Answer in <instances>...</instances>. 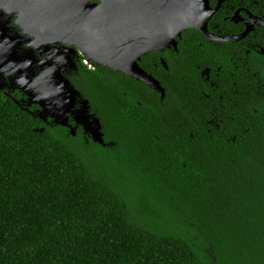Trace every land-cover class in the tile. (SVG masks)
Listing matches in <instances>:
<instances>
[{
  "label": "trees",
  "instance_id": "trees-1",
  "mask_svg": "<svg viewBox=\"0 0 264 264\" xmlns=\"http://www.w3.org/2000/svg\"><path fill=\"white\" fill-rule=\"evenodd\" d=\"M208 45L196 30L177 43L186 58ZM88 77L83 95L105 122L120 92L105 83L95 107L101 76ZM21 99L0 91V264H264V176L243 166L246 152L192 149L163 124L170 108L138 118L160 131L118 128L109 150L46 126Z\"/></svg>",
  "mask_w": 264,
  "mask_h": 264
},
{
  "label": "flooded vegetation",
  "instance_id": "flooded-vegetation-1",
  "mask_svg": "<svg viewBox=\"0 0 264 264\" xmlns=\"http://www.w3.org/2000/svg\"><path fill=\"white\" fill-rule=\"evenodd\" d=\"M210 1V6L214 8L222 0H213V4ZM76 2L77 0H58L59 6L65 4L66 14L79 12L73 17L81 20L84 12L89 13V9L86 10L85 7L83 12L80 7H75ZM99 3L93 0L86 5L90 7ZM259 8L256 0H225L208 21L207 31L213 37H238L245 32L251 17L264 21V15ZM57 10L58 8H54L52 11ZM218 12L221 14L215 16ZM16 19V12L0 9V27L4 25L8 29L6 35L9 38L25 36L16 25ZM204 38L211 45L193 51L186 48L190 54L187 58L180 52L185 49L180 50L178 46L149 52L140 58L139 67L156 81L154 83L159 91L132 75L96 65L78 47H68L63 42L56 46L49 45L46 67L50 80L59 82L60 77L65 78L79 96L71 113L54 118L48 115L43 124L61 126L72 137L80 136L86 143L113 150L117 143L114 132L118 128L126 127L136 133L143 130L152 134L160 131L163 122L171 131L185 133L191 141L192 149L196 147L203 154L211 144L220 145L224 142L238 147V151L246 152L245 158L240 160L243 166H252L256 174L264 176V28L255 24L252 31L234 42ZM32 41L33 39L26 41L16 49L18 55L25 54L27 50L33 51L35 65L29 71V76L39 75L41 68H45L40 65L45 60V52L43 48L31 46ZM56 49L58 54L53 51ZM182 58L186 59V63L179 65L178 61ZM179 66L186 68L188 77L184 82H173ZM21 72L24 73L25 69ZM96 73L101 76L98 81L102 82H92L95 87L93 95L97 99L92 98L91 101L95 107L99 103V96L112 92V89H107L101 94L105 83L112 84L120 92L118 106L115 108L117 110L108 107L109 113L105 122L96 113L98 108L93 110L90 100L83 95L86 94L84 88L85 82H89L88 76H95ZM0 82L6 85L1 92L9 96L16 91L13 88L14 82L22 81L19 80L18 72L5 71L0 73ZM98 87H101L99 91ZM22 95L24 99L20 102L27 100L23 93ZM82 100L88 101L89 114L99 121L103 144L93 141L83 126L75 121V114L82 109ZM32 106L37 107L34 112L38 113L39 107L34 104L30 107ZM169 108L174 112L175 119H169L167 111L162 122L153 120L148 128L138 120L140 117L146 118L147 112L151 118H155L157 110L165 111ZM92 127L94 128L91 126L88 130ZM184 167L183 162L181 168Z\"/></svg>",
  "mask_w": 264,
  "mask_h": 264
},
{
  "label": "water",
  "instance_id": "water-1",
  "mask_svg": "<svg viewBox=\"0 0 264 264\" xmlns=\"http://www.w3.org/2000/svg\"><path fill=\"white\" fill-rule=\"evenodd\" d=\"M90 1L93 0H77L76 8L80 7L83 12L85 7L89 9V13L84 12L82 19L77 20L73 16L79 12L66 14L65 4L59 6L58 0H0V9L17 13L15 23L25 34L9 38L8 29L4 25L0 27V73L18 72L22 82H14L13 88L27 97L26 101H21L26 108L32 104L39 107L37 116L41 120L48 115L54 118L71 113L79 96L65 78L60 77L59 82L50 80L46 67L49 45L63 42L68 47H78L96 65L132 75L159 91L156 81L138 65L146 53L176 48L185 30H196L210 40L234 42L252 31L255 24L264 28V21L251 17L245 32L238 37L211 36L207 23L225 0L214 8L210 0H97L98 5L89 7L86 4ZM54 8L58 10L53 12ZM31 39V46L43 48L45 52V60L40 62L45 68H41L39 75L29 76L35 65L33 51L18 55L16 49ZM53 51L59 53L57 49ZM5 88L0 82V91ZM81 104L82 109L75 114L76 123L83 126L93 141L103 144L98 119L89 114L87 100H82ZM91 126L94 128L88 130Z\"/></svg>",
  "mask_w": 264,
  "mask_h": 264
}]
</instances>
